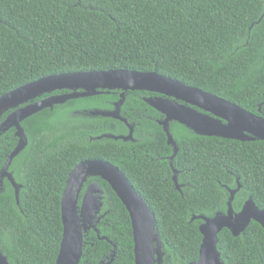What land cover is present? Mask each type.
<instances>
[{"label": "trees", "instance_id": "1", "mask_svg": "<svg viewBox=\"0 0 264 264\" xmlns=\"http://www.w3.org/2000/svg\"><path fill=\"white\" fill-rule=\"evenodd\" d=\"M109 69L157 71L253 112L261 105L264 116V0H0V96L53 74ZM136 93L128 92L122 105L134 141L97 138L128 129L83 111L116 100L113 94L72 99L21 123L28 143L9 167L21 184L19 204L11 183H0V248L10 264H55L65 182L88 158L118 166L151 208L164 264L198 259L201 220H190L227 210L229 193L221 184L235 187L239 179L235 211L249 196L264 208V141L201 136L171 121L178 146L173 166L184 184L179 191L169 164L172 146L155 120L162 114ZM15 131L0 132V172L18 142ZM91 180L104 189L108 212L98 228L117 245L111 264H134L125 206L106 181ZM218 236L224 264H264L258 222L238 236L226 228ZM111 250L90 230L79 264H100Z\"/></svg>", "mask_w": 264, "mask_h": 264}, {"label": "water", "instance_id": "2", "mask_svg": "<svg viewBox=\"0 0 264 264\" xmlns=\"http://www.w3.org/2000/svg\"><path fill=\"white\" fill-rule=\"evenodd\" d=\"M66 91L52 94L55 91ZM121 91L114 109H94L87 112L90 116L111 117L128 125L127 135L102 134L97 138H112L128 141L133 139V127L121 116V106L128 91H148L160 94L147 97L144 101L164 115L158 123L162 126L167 144L172 146L170 165L178 151V146L170 132V122L177 121L201 136H216L238 141H264V117L247 111L243 107L225 98L204 91L198 87L186 85L157 71H139L129 69H109L67 72L53 74L29 82L0 96V132L14 128L18 142L9 154L1 172L0 183L6 178L14 188L17 204L20 200L21 184L9 171L12 160L26 147L27 135L21 123L31 115L65 102ZM44 94L49 96L41 98ZM173 180L178 189V172L173 168ZM91 177H100L106 181L125 206L131 221L133 235L134 264H163L164 252L160 232L156 227L155 214L142 196L135 190L125 173L109 161L88 158L80 161L69 173L61 196V220L63 233L55 264H79L83 253L84 235L97 230L103 207V188L97 182L87 185L81 202L79 196L84 184ZM239 182V179H238ZM238 188L229 190L226 213L218 212L214 216L193 215L190 221L202 220L199 231L202 235L199 257L189 264H224L218 250L219 233L228 229L233 236L245 231L252 220L264 229V208H260L253 198H248L240 211L236 212L232 202ZM109 240L108 237H99ZM110 241V240H109ZM116 247L108 261L111 264L116 255ZM0 264H10L8 257L0 248Z\"/></svg>", "mask_w": 264, "mask_h": 264}, {"label": "flooded vegetation", "instance_id": "3", "mask_svg": "<svg viewBox=\"0 0 264 264\" xmlns=\"http://www.w3.org/2000/svg\"><path fill=\"white\" fill-rule=\"evenodd\" d=\"M262 17H263V14H262V16L259 18V20H257L256 22L257 23H259L260 21H261V19H262ZM62 92H66L65 90L64 91H58V92H53L52 94H59V93H62ZM128 92H135V91H128ZM128 92L126 93V95L128 94ZM136 92H139L137 95L144 101V99L145 98H147V97H154V96H159L160 94H158V93H155V92H148V91H136ZM120 93H121V91H119V90H115V91H110L109 93H102V94H100V95H109V94H113V95H117V99L116 100H106L105 101V104H104V106H98V107H93V108H83V111H86V112H89L90 110H94V109H103V110H112V109H114V103L119 99V96H120ZM145 93V94H144ZM50 94H44V95H42L41 96V98H37V99H35L34 101H36V100H39V99H42V98H45V97H47V96H49ZM85 98V97H84ZM87 98V97H86ZM145 102V101H144ZM124 104V103H123ZM240 106V105H239ZM86 107V106H85ZM242 107V106H241ZM245 109V108H244ZM247 110V109H246ZM247 111H250V110H247ZM250 112H252V113H254V114H258V115H260V116H262L261 115V105H259L258 106V109H257V111L256 112H253V111H250ZM120 113H121V116L123 117V118H125L123 115H122V106H121V111H120ZM162 114V113H161ZM145 116H146V114H145ZM150 116V115H149ZM149 116H146V117H149ZM262 117H264V116H262ZM150 118H151V116H150ZM164 118V115L162 114V118H157V119H155L156 121H157V123H158V121L159 120H162ZM126 119V118H125ZM127 120V119H126ZM128 121V120H127ZM124 123V122H123ZM125 124V123H124ZM128 124L129 125H132V126H134L133 124H130L129 122H128ZM159 124V123H158ZM126 125V127H127V129H128V131H127V133L126 134H118V135H127L128 133H129V127H128V125L127 124H125ZM160 125V124H159ZM169 127H170V125H169ZM133 131H134V127H133ZM98 137V136H97ZM135 139H134V137H133V139L131 140V141H134ZM173 149V148H172ZM172 154H173V152H172ZM172 154L169 156V164H170V157L172 156ZM170 167H171V170H172V180H173V174H174V172H173V168L174 169H176L174 166L172 167L171 165H170ZM177 170V169H176ZM177 172H178V170H177ZM178 175H179V172H178ZM91 178H94V177H91ZM91 178H89L88 179V181L84 184V186H83V188H82V191H81V193H80V196H79V199L81 198L82 199V197H83V194H84V192H85V190H86V187H87V185L89 184V183H91V182H97V181H94V180H91ZM100 178V177H99ZM98 183V182H97ZM173 183H174V185H175V187H176V184H175V182H174V180H173ZM177 183H178V186H179V188L180 189H178L177 187H176V189H178L179 191H181V187L184 185V184H180L179 182H178V177H177ZM238 183L240 184V182H238V178L236 179V186L235 187H230V186H228V185H223V184H221V187H223L228 193H229V196H230V192H229V190H234V189H236V188H238ZM98 184H100V183H98ZM101 185V184H100ZM102 186V185H101ZM240 186V188H241V184L239 185ZM103 188V187H102ZM240 190V189H239ZM103 191H104V189H103ZM238 193V192H237ZM236 193V194H237ZM235 194V195H236ZM235 195H234V198H235ZM229 196H228V198H229ZM103 198H104V192H103V196H102ZM251 196H249L248 198H250ZM247 198V199H248ZM252 198V197H251ZM81 199H80V202H81ZM246 199V200H247ZM245 200V201H246ZM245 201H244V203H245ZM79 202V203H80ZM243 203V204H244ZM243 206V205H242ZM242 208V207H241ZM227 211V210H226ZM226 211L225 212H221V213H226ZM240 211V210H239ZM107 212L108 211H104V202H103V207H102V209H101V211L98 213V215H97V217H100V219H99V221H98V223H97V230L99 231V235L96 233V231L95 230H93V231H95V233H96V235H97V238L99 239V237H102V236H105V235H101V233H100V230H99V228H98V226H99V224H100V222L102 221V219H104V217L107 215ZM236 212H238V211H236ZM218 213V212H217ZM203 221L201 220V222L199 223V225L202 223ZM105 237H107V236H105ZM109 238V237H108ZM100 240V239H99ZM110 240V241H109ZM109 240H105V241H107L110 245H111V247H112V250H111V253H110V255L107 257V258H105V259H102L101 261H108L109 260V258H110V256H111V254H112V251H113V249H114V246L116 247V249H117V245L109 238ZM162 249H163V246H162ZM164 252V251H163ZM100 261V262H101ZM192 262H194V261H192ZM189 263H191V262H189ZM189 263H187V264H189ZM163 264H164V256H163Z\"/></svg>", "mask_w": 264, "mask_h": 264}, {"label": "rangeland", "instance_id": "4", "mask_svg": "<svg viewBox=\"0 0 264 264\" xmlns=\"http://www.w3.org/2000/svg\"><path fill=\"white\" fill-rule=\"evenodd\" d=\"M64 113H65V115L70 116V112H67V110H64ZM61 117H63V116H61Z\"/></svg>", "mask_w": 264, "mask_h": 264}]
</instances>
